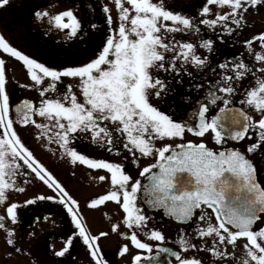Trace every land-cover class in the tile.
Returning <instances> with one entry per match:
<instances>
[{
  "label": "snow or ice",
  "instance_id": "obj_1",
  "mask_svg": "<svg viewBox=\"0 0 264 264\" xmlns=\"http://www.w3.org/2000/svg\"><path fill=\"white\" fill-rule=\"evenodd\" d=\"M9 4L0 0V9ZM54 7L49 0L32 15L74 45L103 36L86 59L52 63L0 32L5 243L22 252V209L52 202L71 225L56 257L71 255L79 241L89 264H111L100 240L114 234L129 264H264V182L255 159L264 156V30L244 34L264 0H98L103 29L75 7ZM229 40L241 46L238 54L221 53ZM13 61L30 81L20 87L36 97L15 99L8 90ZM29 134L52 157L97 171L92 179L106 189L87 204L116 205L108 231L93 234L80 201L26 143ZM85 143L108 155L88 154ZM29 189L22 202L11 199ZM150 212L178 222L176 235L151 223ZM41 218L49 216L31 223ZM28 237L38 239L35 231Z\"/></svg>",
  "mask_w": 264,
  "mask_h": 264
},
{
  "label": "flooded vegetation",
  "instance_id": "obj_2",
  "mask_svg": "<svg viewBox=\"0 0 264 264\" xmlns=\"http://www.w3.org/2000/svg\"><path fill=\"white\" fill-rule=\"evenodd\" d=\"M83 0H79L78 2L81 8L80 16L84 17L87 16L89 19H93L95 22H97L98 26L101 27L100 19H97L99 17V13L97 11L96 7H86L84 8V2ZM89 1V0H88ZM36 2H34L35 5ZM31 10V9H30ZM23 15V14H21ZM34 16L32 20V23L34 21ZM18 20V18H17ZM20 20L25 21V18L22 16L20 17ZM2 33L5 35L6 38H8L11 42L14 43V45L18 46L20 49L25 51L29 54V52L26 51L27 49V39L26 36L21 35V33L16 34L15 31L13 33L8 34L6 31L2 30ZM42 32L37 29L35 26L33 29L30 30V36H31V45L32 47H35V49L40 52V45L45 46V43L40 42V34ZM44 35L48 36L49 40H52L51 37L47 33H42ZM100 37H94L91 42H85L84 44L79 45H71V49L65 54L68 59L71 60H78L82 58V56H87V53L89 50L93 49L96 44L99 43ZM20 42V44H18ZM40 43V45H39ZM47 48V52L51 55L53 53V50H55V47L45 46ZM26 48V49H24ZM49 50L51 52H49ZM88 51V52H85ZM48 54V55H49ZM81 54H84L82 56H79ZM46 55V54H45ZM33 56V55H32ZM64 56V57H65ZM34 57V56H33ZM53 57V56H49ZM47 57L48 61H53L54 58ZM63 57V58H64ZM35 58H38L37 56ZM73 58V59H72ZM84 58V57H83ZM22 71L21 65L15 61H13V64L9 66V83H8V90L10 92L15 93V99H20L23 97H26L25 95L21 94L24 93V88L20 87L19 84L16 82L13 83V79L19 75V73ZM27 91V90H26ZM27 97H36L38 94L35 92H29L27 91ZM25 94V93H24ZM170 102V101H169ZM21 135L24 136V129H21ZM29 133L31 130H28ZM26 140V143L31 146V148L35 151V153L39 157H47L48 159V166L54 171V173L59 176L60 174L67 182V180H70V178L77 181L78 186L76 187V193L80 196L81 193L85 194V200L84 204H87L88 200L91 197H94L98 194H101L106 189V183H101L99 181L93 180L92 177L97 175L96 170H90L87 169L85 166L77 165L72 166L68 164L66 161H60L56 159L55 157H52L51 154L46 151L45 149L41 148L40 143L35 139L32 135H27L24 137ZM82 148L87 151L90 155H96V156H107L108 154L103 151H98L95 149L94 146H91L87 143L82 145ZM110 159H120L117 157H110ZM256 163L258 165V179L261 182H264V156L257 154L256 157ZM144 162H142L143 164ZM130 170L133 172V174H136V170L134 168H131V165H129ZM75 173V175H73ZM99 174H103L102 172ZM94 191V192H93ZM88 194V195H87ZM27 197V196H26ZM26 197H24V194L20 193H12L11 199L13 200H19L23 201ZM88 205V204H87ZM107 205H110L112 209L115 210L113 213L112 219H109L108 217H102L100 224L96 226V231L93 233H98L99 231H108L109 226L111 223L115 222L117 219L116 217V205L114 203H107ZM41 213H44L45 215L49 216V219L45 222H42L43 219L38 223H31L33 221L34 216H37ZM61 217V220L56 222L54 218ZM52 222H55L57 224H51ZM63 222V224H61ZM47 223L49 226L47 227ZM153 223V222H151ZM58 224H61L58 225ZM155 224V223H154ZM57 226V227H56ZM156 226L161 228L162 231L169 237H173L176 235L178 228L181 226H167L165 223H156ZM16 227L19 228V235L27 238L29 232L35 231L37 233L38 239H31L34 241V248L31 250L32 254L25 255L23 254L24 251L17 253L19 257H21L25 264H89V259L87 257V253L84 250L83 245L76 241L74 244V248L72 247L70 249L71 255H66L65 257H56L54 255V252L59 250L61 248V244H58V240L60 236L65 237L67 235V232L71 230L70 222L68 221V218L64 215V212L61 210V207H55L51 204H40L39 207H28L25 209H22V220L19 225ZM107 238H111L115 243L113 245H110L109 251H105L104 254L106 255V258L111 262V264H129L130 257L125 255L123 257L119 256L117 254V244H118V237L114 234H110ZM23 239V240H24ZM23 240L20 241L21 248L24 250ZM51 245V247H49ZM74 249V251H72ZM191 254V253H189ZM201 256H203L206 260L211 259L208 253L201 252ZM236 256L238 259H242V253L237 250ZM78 260V261H77ZM172 264H175V261L172 262ZM216 264H223V262L220 259L216 260ZM228 264H235V261L228 259Z\"/></svg>",
  "mask_w": 264,
  "mask_h": 264
},
{
  "label": "rangeland",
  "instance_id": "obj_3",
  "mask_svg": "<svg viewBox=\"0 0 264 264\" xmlns=\"http://www.w3.org/2000/svg\"><path fill=\"white\" fill-rule=\"evenodd\" d=\"M78 1L79 0H51V3L57 7H54L53 9H50V10L58 11L65 7H75L78 10V15H80L81 8L79 5L80 2ZM34 2H36L35 5H34ZM82 2H84L83 3L84 8H86L87 5L92 2L93 5H96L97 11L99 13L98 0H89V1L83 0ZM102 2H108V0H102ZM178 2L181 4L183 3L197 4L199 0H178ZM48 3H49V0H10V4L7 7L0 9V32H2L3 30V31H6L8 34L13 33V31H15L16 34L21 33V35L26 36V39H27L26 44L28 45H27V49L26 48L24 49H26V51L29 52L30 55H33L34 57L37 56L41 61H45V60L48 61L47 57L53 56L49 58H54V60L49 61V62L55 63L57 62L58 59L61 61L65 59L64 57L65 54L72 48L71 45L73 46V44L71 41H68L65 39L64 33L62 31L60 32H57L54 30L49 31L46 23H41L40 21H37L36 19H34L32 23L31 18L33 19V15H32L33 8H36L37 6L45 7L48 5ZM92 3H91V6H93ZM21 16L25 18V21L22 22V20H20ZM100 23H101L100 28L103 29L105 25L103 23L102 18H100ZM34 26L37 29H39L42 33L44 32L47 33L51 37V39L57 40L56 42L58 43L56 42L51 43L47 35H44L42 33L40 34L41 43L46 42L47 44H44L45 46L48 45L50 47H55L56 51L53 50V53L51 55L47 52V48L45 46H41L40 43H39L40 52H38L35 49V47H32L31 40H30L31 39L30 30L33 29ZM258 30H264V11H261L259 13H253L251 16H249L248 29L245 31L244 34L246 36H250L252 33ZM102 36H103V31H101L100 33V36H99L100 39L102 38ZM191 38L193 40L197 39L196 36H192ZM18 44H20V42ZM240 50H241V46L239 44H235L231 40H229L226 44H222L220 46L221 53L227 56H231L232 54H238ZM91 51L92 49L89 50V52L85 51V52H88L87 56H82L84 54H81L79 56H82V58L84 57V59H86L88 55L91 53ZM49 52L51 51L49 50ZM14 80L19 85L30 83L28 77L25 75V72L23 70L19 73L18 76L14 78ZM24 93H21V94L27 97L28 92L24 90ZM40 158L46 164H48L49 161L47 157H40ZM58 175H59L58 178L66 184V186L72 192V194L80 201V205L84 212V216L87 220V224L91 228L92 232L96 231V226L100 224L102 217H108V218L113 217V213L115 212V210L112 209V207L107 204L99 206L96 210H90L88 208V205L84 204L85 200L83 199L85 198L86 195L81 193V195L79 196L76 193L75 186H78L77 181L70 178V180H67L66 182V180L60 174ZM80 190L82 189L80 188ZM30 192H31V189H29V192L24 193V197L28 196ZM41 204H51L55 207H60V205L54 204L52 202H47V203L42 202ZM54 220L58 222L59 220H61V217L60 218L56 217L54 218ZM42 222H45V221L43 220ZM51 224H57V223L52 222ZM61 224H63V222ZM61 224H58V225L61 226ZM48 226L49 224L47 223V227ZM62 238L63 236H60L58 240V244H61V247L63 246ZM100 243L103 246V252H105V251L111 250L109 246L113 245L115 241H113L111 238H102L100 240ZM33 244H34L33 240L30 241L27 238H25L23 240V245H24L23 254L28 255L29 252L32 254L31 250L34 248ZM17 247L21 248V244H17ZM72 251H74V249H72ZM9 252L11 253L10 257L9 255H7ZM0 264H25V261L21 257L18 256L17 252L13 251L11 247L5 243L3 233H0Z\"/></svg>",
  "mask_w": 264,
  "mask_h": 264
},
{
  "label": "water",
  "instance_id": "obj_4",
  "mask_svg": "<svg viewBox=\"0 0 264 264\" xmlns=\"http://www.w3.org/2000/svg\"><path fill=\"white\" fill-rule=\"evenodd\" d=\"M91 5L88 4L87 7H90ZM151 216H154L155 219L152 221L153 223H165L167 226H180L178 222H175L174 220L170 219L169 217L163 215L162 212H150Z\"/></svg>",
  "mask_w": 264,
  "mask_h": 264
},
{
  "label": "trees",
  "instance_id": "obj_5",
  "mask_svg": "<svg viewBox=\"0 0 264 264\" xmlns=\"http://www.w3.org/2000/svg\"><path fill=\"white\" fill-rule=\"evenodd\" d=\"M51 43H54V41H51V40H49ZM56 43H58V42H56Z\"/></svg>",
  "mask_w": 264,
  "mask_h": 264
}]
</instances>
